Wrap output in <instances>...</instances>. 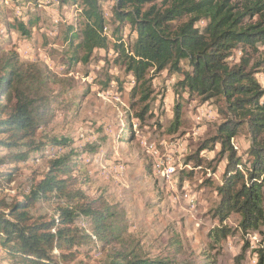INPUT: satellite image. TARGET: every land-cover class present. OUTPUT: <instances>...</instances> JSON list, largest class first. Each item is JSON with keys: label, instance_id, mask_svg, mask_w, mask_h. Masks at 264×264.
<instances>
[{"label": "rangeland", "instance_id": "rangeland-1", "mask_svg": "<svg viewBox=\"0 0 264 264\" xmlns=\"http://www.w3.org/2000/svg\"><path fill=\"white\" fill-rule=\"evenodd\" d=\"M113 7L114 1H103L108 19ZM80 12V6H62L58 0H0V56L15 53L20 63L48 70L52 80L47 126L23 146L0 149V212L8 213V207L21 202L48 173L60 150L50 148L49 141L67 139L70 146L60 151H75L72 189L86 197L81 205L95 201L99 210L116 216L111 220L115 238L106 243L94 237L79 240L95 236L92 220L80 215L77 244L63 251V264H107L116 254L131 252L177 260L203 253L214 264H258L264 226L244 230L240 215L232 214L223 224L228 237L218 244L209 237L220 227L213 212L228 162V153L220 154L221 146L214 142L226 121L217 106L185 95L176 121L174 89L181 76L159 74L151 83L149 100L143 102L133 77L116 65L113 51L96 52L89 64L66 66L65 37ZM14 18L38 21L26 37L6 30ZM108 26L110 33L113 23ZM127 35L129 28L126 42ZM261 53L264 47L252 54L253 62L261 60ZM240 56L236 50L232 61L239 62ZM261 72L257 77L264 89V67ZM144 109L143 118L138 117ZM231 146L241 159L240 169L249 167L250 140L244 129ZM76 198L69 201L72 206L81 196ZM65 201L38 202L30 215L48 222ZM0 250V264H12Z\"/></svg>", "mask_w": 264, "mask_h": 264}, {"label": "trees", "instance_id": "trees-1", "mask_svg": "<svg viewBox=\"0 0 264 264\" xmlns=\"http://www.w3.org/2000/svg\"><path fill=\"white\" fill-rule=\"evenodd\" d=\"M103 1L58 0L62 6L81 8L79 19L65 37L69 52L66 66L89 64L96 52L113 51L116 65L133 77L135 92L143 102L149 100L151 83L159 74L180 75L174 89L176 121L185 95L189 100L213 102L226 120L214 137L221 146L220 154L228 153V162L222 185L217 187L220 202L213 212L220 227L210 233V240L218 244L228 237L230 231L223 224L232 214L240 215L244 230L264 226V89L257 77L264 67V53L257 62L252 55L264 47V0H112L109 19ZM13 20L6 30L26 37L38 21ZM111 23L113 29L105 32ZM236 50L241 53L239 62L232 61ZM51 82L49 71L37 64L24 65L15 53L0 56V149L23 146L47 126ZM146 112L144 109L138 117L143 118ZM241 129L250 140L249 167L244 170L231 146ZM69 144L67 139L49 141L50 148L61 151ZM60 150L50 161L48 173L31 186L23 200L10 205L8 213L0 212V246L12 264H63L67 258L63 251L77 244L75 225L80 215L92 220L95 236L79 240L96 238L107 243L115 238L111 220L116 214L99 210L95 201L81 205L80 200L86 197L72 189L75 151L63 154ZM77 196L81 198L72 206L69 201ZM57 198L66 201L50 221L30 215L38 202ZM256 252L258 264H264V246ZM107 264L214 262L203 253L177 260L150 259L131 252L116 254Z\"/></svg>", "mask_w": 264, "mask_h": 264}, {"label": "built area", "instance_id": "built-area-1", "mask_svg": "<svg viewBox=\"0 0 264 264\" xmlns=\"http://www.w3.org/2000/svg\"><path fill=\"white\" fill-rule=\"evenodd\" d=\"M56 23H57V22H56ZM107 30H108V28L106 27V28H105V32H107ZM107 33H108V32H107Z\"/></svg>", "mask_w": 264, "mask_h": 264}, {"label": "crops", "instance_id": "crops-1", "mask_svg": "<svg viewBox=\"0 0 264 264\" xmlns=\"http://www.w3.org/2000/svg\"><path fill=\"white\" fill-rule=\"evenodd\" d=\"M0 253H1V250H0Z\"/></svg>", "mask_w": 264, "mask_h": 264}, {"label": "bare ground", "instance_id": "bare-ground-1", "mask_svg": "<svg viewBox=\"0 0 264 264\" xmlns=\"http://www.w3.org/2000/svg\"><path fill=\"white\" fill-rule=\"evenodd\" d=\"M263 87V86H262Z\"/></svg>", "mask_w": 264, "mask_h": 264}]
</instances>
